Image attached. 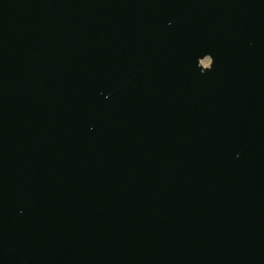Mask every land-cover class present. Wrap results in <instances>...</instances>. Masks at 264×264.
<instances>
[{"label":"water","instance_id":"obj_1","mask_svg":"<svg viewBox=\"0 0 264 264\" xmlns=\"http://www.w3.org/2000/svg\"><path fill=\"white\" fill-rule=\"evenodd\" d=\"M0 264H264V0H0Z\"/></svg>","mask_w":264,"mask_h":264},{"label":"rangeland","instance_id":"obj_2","mask_svg":"<svg viewBox=\"0 0 264 264\" xmlns=\"http://www.w3.org/2000/svg\"><path fill=\"white\" fill-rule=\"evenodd\" d=\"M209 64H210V60H209V59H206V60H204V61L202 62V65H203L204 67H208Z\"/></svg>","mask_w":264,"mask_h":264}]
</instances>
